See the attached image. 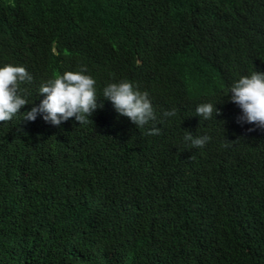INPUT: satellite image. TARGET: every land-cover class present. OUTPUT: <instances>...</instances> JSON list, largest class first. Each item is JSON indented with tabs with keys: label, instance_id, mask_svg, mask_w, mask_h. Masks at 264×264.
Listing matches in <instances>:
<instances>
[{
	"label": "trees",
	"instance_id": "16d2710c",
	"mask_svg": "<svg viewBox=\"0 0 264 264\" xmlns=\"http://www.w3.org/2000/svg\"><path fill=\"white\" fill-rule=\"evenodd\" d=\"M164 1L168 6L174 0ZM225 2L219 38L192 35L183 54L215 68L235 52L247 72L259 70L264 65V0ZM180 3L187 7L185 0ZM206 15L201 8L196 18ZM138 51L131 44L112 62L119 76L135 84L157 79L159 92L173 95L184 80L198 83L206 77L200 69L179 77L158 64L156 77H142L135 65ZM224 86L197 93L207 98L201 103L218 104L220 111L210 118L195 116L201 104L195 101L180 102L175 115L167 116L173 109L162 108L155 98L154 120L144 126L129 117L119 121L129 128L160 129L172 140L161 154L180 158L151 174L148 181L155 184V178L156 188H146L115 211L88 203L87 191L104 179L92 170L100 161L95 152L102 124L71 125L72 117L58 130L63 136L55 139L74 143L72 159L84 166L77 164L74 175L50 169L44 161L55 154L23 144L0 121V264H264V126L240 121L242 109ZM186 130L212 139L203 147L192 145L184 139ZM142 179L129 177L137 186Z\"/></svg>",
	"mask_w": 264,
	"mask_h": 264
},
{
	"label": "clouds",
	"instance_id": "9594fccd",
	"mask_svg": "<svg viewBox=\"0 0 264 264\" xmlns=\"http://www.w3.org/2000/svg\"><path fill=\"white\" fill-rule=\"evenodd\" d=\"M185 1L187 7L180 0L168 6L164 0H0V121L9 124L23 144L55 154L44 161L50 169L74 175L77 164L84 166L72 159L74 143L55 139L63 136L58 130L72 117L76 121L71 125L102 124L95 152L100 161L92 170L104 179L87 191L92 208L125 207L146 188L158 186L155 178L156 185L148 180L159 165L180 158L161 154L172 140L160 129L129 128L119 122L129 117L144 126L154 120L155 98L164 109L183 101L201 103L207 98L198 92L207 89L210 94L225 83L230 100L242 109L240 121L264 126V65L247 72L233 52L211 68L183 54L192 35L205 41L219 38L225 0ZM201 8L207 15L196 18ZM131 44L139 50L135 65L142 77H156L155 64L179 77L197 69L206 77L198 83L184 80L173 95L159 92L157 79L135 84L112 66ZM52 69L56 72L47 74ZM217 105L201 103L195 116L210 118L220 111ZM165 115H175V109ZM184 139L203 147L212 137L186 130ZM131 175L143 177L138 186L129 180Z\"/></svg>",
	"mask_w": 264,
	"mask_h": 264
}]
</instances>
